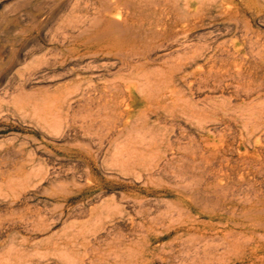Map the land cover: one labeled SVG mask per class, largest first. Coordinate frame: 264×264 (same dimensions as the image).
Listing matches in <instances>:
<instances>
[{"label":"rangeland","instance_id":"rangeland-1","mask_svg":"<svg viewBox=\"0 0 264 264\" xmlns=\"http://www.w3.org/2000/svg\"><path fill=\"white\" fill-rule=\"evenodd\" d=\"M102 1L0 0V264H264V0Z\"/></svg>","mask_w":264,"mask_h":264},{"label":"bare ground","instance_id":"bare-ground-1","mask_svg":"<svg viewBox=\"0 0 264 264\" xmlns=\"http://www.w3.org/2000/svg\"><path fill=\"white\" fill-rule=\"evenodd\" d=\"M104 1H106V0H104ZM119 1H120V0H118V2H119ZM152 1H153V0H152ZM185 1H186V0H185ZM214 1H215V0H214ZM216 1H217V0H216ZM100 2H102V4L104 3L105 6H106L107 3H108V1H106L107 3H105V2H103L102 0H100ZM155 2H156V1H155ZM157 2L159 3V2H161V0H160V1H157ZM166 2H167V1H166ZM211 2H212V0H211ZM127 3H129V2H126L124 5H120V4H119V6H121V7L123 6L122 8H125L124 6H126ZM109 4L111 5V2H110ZM109 4H108V5H109ZM155 4H156V3H155ZM155 4H153V5H155ZM163 4H164V3H163ZM108 5H107V6H108ZM113 5H114V4H113ZM127 5H128V4H127ZM129 5H130V4H129ZM101 6L103 7V5H100V7H101ZM107 6H106V7H107ZM114 6H115V5H114ZM157 6H158V5H157ZM87 7H88V6H87ZM87 7H86V8H87ZM126 7H127V6H126ZM155 7H156V6H155ZM83 8H84V7H83ZM103 8H105V7H103ZM103 8H102V10H103ZM114 8H115V7H114ZM116 8H117V7H116ZM106 9H107V8H106ZM108 9H109V7H108ZM111 9H112V8H111ZM69 10H71V9H69ZM124 10H127V8L124 9ZM124 10H122V9H121V10L116 9V11H124ZM160 10H161V9H160ZM74 11H75V10H74ZM82 11H83V10H82ZM87 11H88V10H87ZM87 11H86V12H87ZM127 11H129V9H128ZM84 12H85V11H84ZM106 12H107V10H106ZM108 12H110V11L108 10ZM162 12H164V11L162 10ZM201 12H202V11H201ZM76 13H77V12H76ZM116 13H117V12H116ZM108 14H110V13H108ZM117 14L119 15V12H118ZM122 14H123V13H122ZM126 14H127V12H126ZM84 15H85V14H84ZM99 15H100V14H99ZM120 15H121V14H120ZM196 15H198V14H196ZM199 15H200V14H199ZM96 16H97V15H96ZM109 16H110V15H109ZM126 16H127V15H126ZM126 16H125V17H126ZM78 17H79V16H78ZM78 17H77V18H78ZM86 17H87V16H85L84 19H86ZM88 17H89V15H88ZM93 17H94V16H93ZM115 17H116V16H115ZM127 17H128V16H127ZM170 17H171V16H170ZM77 18H76V19H77ZM82 18H83V17H82ZM82 18L80 17V19H82ZM94 18H96V17H94ZM96 19H97V18H96ZM113 19H114V18H113ZM116 19H117V18H116ZM124 19H125V18H124ZM176 19H178V18H176ZM98 20H100V18H99ZM102 20H103V19H102ZM125 20H126V19H125ZM125 20H124V22L126 23ZM173 20H174V19H173ZM83 21H85V20H83ZM83 21H82V23H83ZM95 21H97V20H94V22H95ZM112 21H113V22H114V21L119 22V21H117V20H115V19L112 20ZM174 21H175V20H174ZM92 22H93V21H92ZM94 22H93V23H94ZM97 22H98V21H97ZM113 22H112L111 25L108 23V24L110 25V26L108 25V27L110 28V27H112V25L114 24V25H113L114 27L117 26V29H114V30L117 31V32H119V31L121 30L120 33H122V29H123V28L121 27V28H119V29H120V30H119V29H118V26H119V25H116V23H115V22L113 23ZM79 23H81V22H79ZM82 23H81V24H82ZM100 23H101V21L99 22V24H100ZM94 24H95V23H94ZM94 24L91 25V22H90V23H89V26H90V27L92 26V27L94 28L95 25H96V24H95V25H94ZM99 24H98V25H99ZM119 24H120V23H119ZM126 24H127V23H126ZM93 25H94V26H93ZM98 25H97V26H98ZM139 25H140V24H139ZM86 26H87V25H85V27H86ZM97 26H96V27H97ZM120 26H122V24H120ZM120 26H119V27H120ZM77 27H78V26H77ZM115 28H116V27H115ZM126 28H127V26H126ZM126 28H125V29H126ZM82 29H83V28H82ZM90 29H91V28H90ZM105 29H106V28H105ZM131 29H132V28H131ZM164 29H166V27H165ZM88 30H89V29H88ZM114 30H113V31H114ZM123 30H124V29H123ZM62 31H63V30H62ZM71 31H72V30H71ZM106 31H107V30H106ZM108 31H109V30H108ZM110 31L113 32L112 30H110ZM115 31H114V32H115ZM66 32L68 33V31H66ZM66 32H65V33H66ZM79 32H80V31H79ZM81 32H82V31H81ZM83 32H84V31H83ZM85 32H86V28H85ZM131 32H132V31H131ZM155 32H156V31H155ZM102 33H104V32H102ZM128 33H129V32H128ZM128 33H127V34H128ZM146 33H147V32H146ZM146 33H145V34H146ZM60 34H61V33H60ZM78 34L80 35V33H78ZM83 34H84V33H83ZM86 34H88V33H86ZM106 34H108V33L106 32V33L104 34V36H106ZM109 34H111V33H109ZM131 34H132V33H131ZM162 34H163V32H162ZM162 34H160V35H162ZM57 35H58V34H57ZM65 35H67V34H65ZM79 35H78V36H79ZM101 35H102V34H101ZM118 35H119V34H116L115 36L117 37ZM177 35H178V34H177ZM186 35H188V33H187ZM186 35H185V36L183 35V36L186 37ZM61 36H62V35H61ZM94 36H95V35H94ZM104 36L102 35L101 38L104 37ZM107 36H108V35H107ZM128 36H130V35H128ZM133 36L135 37L136 35H133ZM178 36L181 37L182 35H178ZM56 37H58V36H56ZM67 37H68V35H67ZM67 37L65 36V38H67ZM159 37H160V36H159ZM187 37H188V36H187ZM69 38H70V37H69ZM98 38L100 39V36H98ZM141 38H142V37H141ZM171 38H172V37H171ZM174 38H175V36H174ZM57 39H58V38H57ZM88 39H89V38H88ZM88 39H87V40H88ZM91 39H92V37H91ZM94 39H95V38H94ZM96 39H97V38H96ZM124 39H125V38H124ZM135 39H136V37H135ZM137 40H138V39H137ZM170 40H171V39H170ZM173 40H174V42L171 40V41H172V42H171L172 44L178 42L179 38H178L177 40H176V38L173 39ZM175 40H176V42H175ZM138 41H139V40H138ZM148 41H149V40H148ZM150 41H151V40H150ZM179 41H182V39L179 40ZM84 42H85V40H84ZM90 42H91V41H90ZM145 42H146V41H145ZM153 42H154V41H153ZM168 42H170V41H168ZM86 43H87V42H86ZM180 43H181V42H179L178 44H180ZM191 43H194V42H191ZM83 44H84V43H83ZM148 44H149V43H148ZM188 44H189V43H188ZM188 44H187V45H188ZM70 45H71V44H70ZM143 45H144V44H143ZM165 45H166V44H165ZM194 45H195V44H193V45L191 44L190 47H191V46L193 47ZM196 45H197V44H196ZM205 45H206V44H205ZM205 45H203L202 47H200V49H201V48H204ZM104 46H105V45H104ZM133 46H134V44H133ZM159 46L161 47L162 45H159ZM163 46H164V45H163ZM185 46H186V45H185ZM185 46H184V48H185ZM188 46H189V45H188ZM197 46H199V45H197ZM135 47H136V45H135ZM144 47H145V46H144ZM146 47H147V46H146ZM160 47H158V48H160ZM164 47H165V46H164ZM171 47H172V46H171ZM182 47H183V46H182ZM186 47H187V46H186ZM192 47H191V48H192ZM98 48H99V47H98ZM103 48H104V47H103ZM148 48H149V47H148ZM161 48H163V47H161ZM188 48H189V47H188ZM193 48H194V47H193ZM205 48H207V47H205ZM82 49H83V48H82ZM132 49H133V48H132ZM132 49L130 48V50H132ZM134 49H136V48H134ZM143 49H144V48H143ZM156 49H157V47H156ZM179 49H180V47H179ZM179 49L177 48V49H175V51H176V50H179ZM195 49H196V48H195ZM200 49H199V51H201ZM223 49H224V48H223ZM63 50H64V49H63ZM157 50H158V49H157ZM187 50H188V49H187ZM190 50H191V49H190ZM196 50H197V49H196ZM216 50H217V49H216ZM133 51H134V50H133ZM135 51H136V50H135ZM147 51H148V50H147ZM150 51H151V50H150ZM153 51H154V50H153ZM184 51H185V50H184ZM193 51H194V50H193ZM199 51H198V52H199ZM66 52H67V50H66ZM83 52H84V50H83ZM129 52H130V51H129ZM177 52H178V51H177ZM190 52H191V51H190ZM133 53H134V52H133ZM151 53H152V52H150V54H151ZM183 53H184V52H183ZM97 54H98V53H96V54H91V55H95V56H97ZM100 54H101V53H100ZM116 54H118L117 56H119V53H118V52H117ZM142 54H143V53H142ZM142 54H141V55H142ZM196 54H197V53H195V55H196ZM252 54H254V53H252ZM59 55H60V54H59ZM77 55H78V54H77ZM77 55H76V56H77ZM91 55H89V56H91ZM105 55L107 56V53H106ZM110 55H111V54H110ZM110 55H108V56H110ZM162 55H163V54H162ZM191 55L193 56V54H191ZM195 55H194V56H195ZM236 55H237V54H236ZM65 56H66V55H65ZM84 56H85V55H84ZM87 56H88V55H87ZM103 56H104V54H103ZM114 56H116V55H114ZM120 56H121V55H120ZM123 56H124V55H123ZM123 56H121L122 59H123ZM125 56H126L125 58H127V57H131L132 55L129 54V53H126ZM168 56H169V55H168ZM178 56H179V55H177V57H178ZM201 56H202V55H201ZM214 56H215V55H214ZM225 56H226V55H225ZM234 56H235V55H234ZM59 57H60V56H59ZM82 57H83V56H82ZM101 57H102V56H101ZM133 57H134V55H133ZM142 57H143V56H142ZM175 57H176V55H175L173 58H175ZM188 57H189V56H188ZM237 57H238V56H237ZM61 58H62V57H61ZM61 58H60V59H61ZM99 58H100V57H99ZM105 58H106V57H105ZM229 58H230V57H229ZM64 59H65V58H64ZM70 59H72V57H71ZM127 59H128V58H127ZM127 59H126V60H127ZM136 59H137V58H136ZM149 59H150V57H149ZM160 59H161V58H160ZM163 59H164V58H163ZM166 59L168 60V59H170V58H166ZM166 59H165V60H166ZM187 59H188V58H187ZM241 59H242V58H241ZM54 60H55V59H54ZM56 60H57V59H56ZM56 60H55V61H56ZM123 60H124V59H123ZM173 60H174V59H173ZM178 60H179V59H178ZM182 60H183V59H182ZM185 60H186V59H185ZM221 60H223V57H222ZM228 60H229V59H228ZM242 60H243V59H242ZM57 61H58V60H57ZM71 61H72V60H71ZM135 61H136V60H135ZM180 61H181V60H180ZM186 61H187V60H186ZM191 61H192V60H191ZM239 61H240V60H239ZM59 62H60V61H59ZM59 62H58V63H59ZM87 62H88V61H87ZM90 62H91V61H90ZM90 62H89V63H90ZM97 62H98V61H97ZM110 62H111V61H110ZM110 62H106V63L108 64V63H110ZM115 62H116V61H115ZM145 62H146V61H145ZM165 62H166V61H165ZM178 62H179V61H178ZM187 62H188V61H187ZM226 62H227V60H226ZM244 62H245V60H244ZM89 63H88V64H89ZM91 63H92V62H91ZM99 63H101V62H99ZM106 63H105V64H106ZM125 63H126V62H125ZM125 63H124V64H125ZM127 63H128V62H127ZM133 63H135V62H133ZM245 63H246V62H245ZM59 64L61 65V63H59ZM88 64H87L86 66L90 67L91 64H89L90 66H89ZM96 64H97V63H96ZM101 64H102V63H101ZM107 64H106V65H107ZM138 64H139V63H138ZM171 64L173 65V63H171ZM178 64H179V63H178ZM206 64H208V63H206ZM236 64H237V63H236ZM55 65H56V64H55ZM63 65H64V64H63ZM75 65H76V64H75ZM79 65H80V63H79ZM98 65H99V64H98ZM111 65H112V64H111ZM111 65H110V66H111ZM114 65H115V63H114ZM128 65H129V64H128ZM139 65H141V64H139ZM143 65H144V64H143ZM86 66H85V67H86ZM93 66H94V65H92V67H93ZM181 66H182V65H181ZM194 66H195V65H194ZM209 66H211V65H209ZM225 66H226V64H225ZM233 66H234V65H233ZM239 66H240V64H239ZM241 66H242V65H241ZM73 67H74V66H73ZM76 67H78V66H76ZM76 67H75V69H76ZM83 67H84V66H83ZM94 67H95V66H94ZM96 67H97V66H96ZM105 67H106V66H105ZM114 67H115V66H114ZM121 67H122V66H121ZM183 67H184V66H183ZM195 67H196V66H195ZM199 67H200V66H199ZM202 67H203V66H202ZM235 67H236V66H234V68H235ZM86 68H87V67H86ZM103 68H104V66H103ZM103 68H102V69H103ZM106 68H107V67H106ZM156 68H157V67H156ZM169 68H170V67H169ZM173 68H174V66H173ZM236 68H237V67H236ZM88 69H89V68H88ZM94 69H95V68H94ZM117 69H118V68H117ZM120 69H121V68H120ZM137 69H138V68H137ZM170 69H171V68H170ZM73 70H74V69H73ZM78 70H79V68H78ZM80 70H81V69H80ZM80 70H79V71H80ZM91 70H92V69H91ZM96 70H97V68H96ZM128 70H129V68H128ZM199 70H200V69H199ZM209 70H210V68H209ZM224 70H225V68H224ZM238 70H240V69H238ZM82 71H83V70H82ZM84 71H86L85 68H84ZM87 71H88V70H87ZM130 71H131V70H130ZM139 71H140V69H139ZM163 71H164V70H163ZM225 71H226V70H225ZM175 72H176V70H175ZM178 72H179V71H178ZM202 72H203V71H202ZM200 73H201V71H200ZM224 73H225V72H224ZM226 73H227V72H226ZM240 73H241V72H240ZM123 74H124V73H123ZM127 74H128V73H127ZM127 74H126V76H127ZM204 74H205V73H204ZM210 74H211V73H210ZM228 74H229V73H228ZM76 75H77V74H76ZM95 75H96V74H95ZM97 75H98V76H101L100 73L97 74ZM107 75H108V74H107ZM111 75H112V74H111ZM120 75H121V73H120ZM128 75H129V74H128ZM130 75H131V74H130ZM130 75H129V76H130ZM184 75H185V74H184ZM190 75H191V74H190ZM237 75H238V71H237ZM241 75H242V73H241ZM124 76H125V75H124ZM126 76H125V77H126ZM249 76H250V75H249ZM76 77H77V76H76ZM95 77H96V76H95ZM136 77H137V76H136ZM163 77H164V76H163ZM169 77H170V76H169ZM214 77H215V76H214ZM231 77H232V75H231ZM93 78H94V77H93ZM97 78H98V77H97ZM101 78H102V77H101ZM126 78H127V77H126ZM190 78H191V77H190ZM195 78H196V75H195ZM199 78H201V77H199ZM210 78H211V76H210ZM248 78H250V77H248ZM81 79H82V78H81ZM114 79H115V78H114ZM140 79H141V78H140ZM193 79H194V78H193ZM213 79H215V78H213ZM226 79H227V78H226ZM226 79H225V80H226ZM232 79H233V78H232ZM241 79H242V78H241ZM243 79H245V78H243ZM109 80H110V79H109ZM111 80H112V79H111ZM119 80H121V79H119ZM123 80H125V79H123ZM181 80H183V79H181ZM209 80H210V79H209ZM223 80H224V79H223ZM223 80H222V81H223ZM248 80H249V79H248ZM106 81H107V80H106ZM128 81L130 82V80H128ZM132 81H133V80H131V82H132ZM177 81H178V80H177ZM177 81H176V82H177ZM187 81H188V80H187ZM205 81H206V80H205ZM207 81H208V80H207ZM229 81H230V80H229ZM233 81H234V80H233ZM236 81H237V79H236ZM238 81H241V80H238ZM250 81H251V80H250ZM78 82H79V81H78ZM99 82H100V81H99ZM102 82H103V81H102ZM111 82H112V81H111ZM111 82H109V83H111ZM131 82H130V83H131ZM143 82H144V81H143ZM178 82H179V81H178ZM195 82H196V81L194 80V82H192V83L194 84ZM203 82H204V81H203ZM261 82H262V81H261ZM93 83H94V82H93ZM93 83H92V84H93ZM107 83H108V82H107ZM112 83H114V82H112ZM112 83H111V84H112ZM189 83H190V82H189ZM196 83L198 84V82H196ZM215 83H216V82H215ZM219 83H221V82L219 81L218 84H219ZM67 84H68V83H67ZM88 84H89V83H88ZM88 84H87V85H88ZM105 84H106V83H105ZM117 84H118V83H117ZM131 84H132V83H131ZM136 84L139 85V87H140V85H141V84H138V83H136ZM142 84H143L144 86H146V85H151V84H146L145 82L142 83ZM187 84H188V83H186V85H187ZM197 84H195V85H197ZM199 84H200V83H199ZM247 84L249 85V81H248ZM259 84H260V83H259ZM90 85H91V83H90ZM90 85H89V86H90ZM95 85H96V84H95ZM128 85H129V84H128ZM134 85H135V84H134ZM143 85H142V86H143ZM180 85H182V84H180ZM195 85H194V87H195ZM213 85H214V83H213ZM73 86H79V85L77 84V85H73ZM73 86H72V87H73ZM89 86H88V88H85V89L87 90V89L90 88V90H92V89H91L92 87H89ZM92 86H93V85H92ZM144 86L141 87L140 89L137 88V90H135V91L138 92V91L140 90V92H141V89L144 88ZM191 86H193V85H191ZM84 87H86V85H85ZM93 87H94V86H93ZM104 87H105V86H104ZM113 87H114V84H113L112 87H105V88H109V89L111 90ZM148 87H149V86H147L146 88L149 89ZM156 87H157V86H156ZM66 88H67V87H66ZM125 88H126V87H125ZM195 88H196V87H195ZM259 88H260V87H259ZM58 89H59V87H58ZM67 89H68V88H67ZM75 89H76V90H75ZM75 89H74V90L77 91L78 88H75ZM85 89H84V90H85ZM109 89H108V90H109ZM114 89H115V88H113V90H114ZM127 89H128V88H127ZM127 89H126V90H127ZM138 89H139V90H138ZM177 89H180V88H177ZM188 89H190V88H188ZM239 89L241 90V87H240ZM239 89H238V90H239ZM244 89H245V87H244ZM246 89H247V88H246ZM246 89H245V91H244V90H243V91H244V92L249 91V89H247V90H246ZM253 89H254V88H253ZM255 89H257V88H255ZM84 90H83V91H84ZM110 90H109V91H110ZM115 90H117V89H115ZM122 90H123V88H122ZM126 90H125V91H126ZM190 90H191V89H190ZM193 90H194V89H193ZM236 90H237V89H236ZM240 90H239V91H240ZM75 91H74V92H75ZM104 91H105V90H104ZM106 91H107V90H106ZM109 91H108V92H109ZM111 91H112V90H111ZM155 91H156V90H155ZM159 91H160V90H159ZM168 91H169V94H171V92H170L171 90H168ZM243 91H242V92H243ZM250 91H251V90H250ZM250 91H249V93H250ZM255 91H256V90H255ZM259 91H260V90H259ZM56 92H57V91H56ZM56 92H55V93H56ZM67 92H68V90H67ZM69 92H70V91H69ZM78 92H79V91H78ZM78 92H77V93H78ZM81 92H82V91H81ZM92 92H93V91H92ZM92 92H91V96H92ZM127 92H128V91H127ZM137 92H136V93H137ZM151 92H152V91H151ZM180 92H181V91H180ZM190 92L192 93V91H190ZM190 92H189V93H190ZM193 92H195V91H193ZM55 93H54V92L52 93V94H53V97L55 96V95H54ZM86 93H87V91H86ZM86 93L84 94V97H86V96H85ZM89 93H90V92H89ZM109 93H110V92H109ZM109 93H108V94H109ZM152 93H153V92H152ZM251 93H252V92H251ZM260 93H261V92H260ZM50 94H51V93H50ZM60 94H61V92H60ZM78 94H79V93H78ZM100 94H103V93H100ZM128 94H129V93H128ZM172 94H174V92H173ZM176 94H177V92H176ZM176 94H174V95L176 96ZM193 94H194V93H193ZM193 94H192V96H193ZM247 94H248V93H247ZM69 95H70V94H69ZM76 95H77V94H76ZM80 95H81V94H80ZM82 95H83V92H82ZM93 95L95 96V94H93ZM96 95H98V94H96ZM105 95H106V94H105ZM148 95H149V93H148ZM174 95H173V96H174ZM178 95H180V93H179ZM67 96H68V95H67ZM138 96H139V95H138ZM254 96H255V94H254ZM56 97H57V96L54 97V98H55L54 100H56ZM65 97H66V95H65ZM80 97H82L83 100H84V97H83V96H79V97H77V98H80ZM107 97H108V96H107ZM127 97H128V96H127ZM147 97H148V96H147ZM151 97H152V96H151ZM163 97H164V96H163ZM207 97H208V96H207ZM248 97H249V95H248ZM67 98H68V97H67ZM73 98H74V97H73ZM90 98H91V97H89L88 101L86 102L87 104H88ZM178 98H179V96H178ZM192 98H193V97H192ZM98 99H99V102H100V100H101L100 97H98ZM122 99H123V98H122ZM150 99H151V98H150ZM174 99H175L176 102H173V101H172L173 103H178V102H179V101H177V100H178V99H177V96H176V98H174ZM176 99H177V100H176ZM58 100L60 101V99H58ZM58 100H57V101H58ZM63 100L65 101V99H63ZM81 100H82V99H81ZM81 100H79V101L81 102ZM123 100H124V99H123ZM146 100H148V99H146ZM75 101H76V100H75ZM106 101H107V100H106ZM120 101L122 102V100H120ZM180 101H181V100H180ZM73 102H74V101H73ZM80 102H79V103H80ZM90 102H91V101H90ZM114 102H115V100H114ZM186 102H187V101H186ZM250 102H251V101H250ZM71 103H72V101H69L68 104H71ZM97 103H98V102H97ZM167 103H168V102H167ZM179 103H180V102H179ZM74 104H75V103H74ZM93 104H94V103H93ZM103 104H104V103H103ZM255 104H256V103H254V105H255ZM76 105H78V104H76ZM81 105H84V102H82ZM81 105H80V106H81ZM89 105H90V104H89ZM254 105L251 104L250 106H253V108H255L256 105H255V106H254ZM104 106H105V105H104ZM118 106H119V104H118ZM162 106H164V105H162ZM207 106H208V105H207ZM227 106H228V105H227ZM230 106H231V105H230ZM230 106H229V107H230ZM248 106H249V105H247V108H246V106H245V108L247 109V110L245 109V111H247V112L250 110V109H248ZM257 106L259 107L260 105L257 104ZM71 107H72V106H71ZM97 107H98V106H97ZM109 107H110V105H109ZM115 107H116V106H115ZM126 107H127V106H126ZM151 107H152V106H151ZM153 107H154V106H153ZM168 107H169V106H168ZM168 107H167V108H168ZM196 107H197V106H195V108H196ZM213 107H214V104H213ZM229 107H228V108H229ZM232 107H233V106H232ZM263 107H264V105H263ZM66 108H67V107H66ZM68 108H69V111L71 112L72 110H71L70 106H68ZM82 108H83V107H82ZM82 108H81V109L77 108V109H78V111H79V110H82ZM149 108H150V107H149ZM154 108H155V107H154ZM175 108H176V107H175ZM182 108H183V107H182ZM190 108H192V106H191ZM195 108H193V109H195ZM210 108H212L211 105H210ZM233 108H235V107H233ZM253 108H251V109H253ZM256 108H257V107H256ZM84 109H85V108H83V110H84ZM102 109H103V107H102ZM171 109H172V108H171ZM173 109H174V108H173ZM178 109H179V108H178ZM223 109H224V108H223ZM226 109H227V108H226ZM243 109H244V108L242 107V110H243ZM56 110H57V108H56ZM99 110H100V113H98ZM99 110H98L95 114H99V115H100V114H101V109H99ZM197 110H198V109H197ZM202 110H204V109H202ZM219 110H220V109H219ZM227 110H228V112H229V109H227ZM233 110H234V112H233ZM233 110H232L233 114H234V113L237 114V112H235V109H233ZM237 110H238V109H237ZM242 110H241V111H242ZM94 111H96V110H94ZM169 111H170V110H169ZM252 111H253V110H250V112H252ZM171 112H172V110H171ZM226 112H227V111H226ZM253 112H254V111H253ZM253 112H252V113H253ZM262 112H263V111H262ZM80 113H81V112H80ZM117 113H118V112H117ZM230 113H231V112H230ZM230 113H229V114H230ZM240 113H242V112H240ZM243 113H245V112H243ZM252 113H251V114H252ZM254 113H255V112H254ZM254 113H253V114H254ZM68 114H69V112H68ZM81 114H82V113H81ZM113 114H114V112H113ZM113 114H112V115H113ZM142 114H143V113H141V115H142ZM195 114H198V113H194L193 115H195ZM229 114H228V115H229ZM75 115H76V114H75ZM77 115H78V113H77ZM77 115H76V116H77ZM189 115H190V114H189ZM231 115H232V114H231ZM260 115H261V114H260ZM92 116H93V114L91 115V117H92ZM109 116H110V115H109ZM144 116H145V111H144ZM229 116H230V115H229ZM244 116H245V115H244ZM69 117H72V116L69 115ZM107 117H108V116H107ZM145 117H146V116H145ZM153 117H154V116H153ZM185 117H186V116H184V118H185ZM227 117H228V116H227ZM239 117H240V118H243V117H241V115H240ZM246 117H247V116H246ZM246 117H244V118H246ZM263 117H264V116H263ZM51 118H53V117H51ZM101 118H102V117H101ZM103 118H104V117H103ZM109 118H110V117H109ZM135 118H136V117H135ZM139 118H141V117H139ZM247 118H248V117H247ZM65 119H66V118H65ZM69 119H70V118H69ZM133 119H134V118H133ZM133 119H132V120H133ZM190 119L193 120V121H196V119H192V117H190ZM263 119H264V118H263ZM60 120H61V119H60ZM71 120H72V119H71ZM110 120H112V118H110ZM120 120H122V119H120ZM120 120H118L119 122L117 121V124L119 123V125H121V123H120L121 121H120ZM137 120H138V118H137ZM137 120H136V123H137V122L139 123L140 120H139V121H137ZM167 120H168V119H167ZM231 120H232V119H231ZM240 120H241V119H240ZM243 120H244V119H243ZM250 120H251V119H249V121H250ZM53 121H55V120H53ZM53 121H52V122H53ZM88 121H89V120H88ZM106 121L109 123V120L106 119ZM112 121H113V120H112ZM141 121H144V120H141ZM241 121H242V120H241ZM245 121L247 122L248 120L245 119ZM251 121H252V120H251ZM254 121H255V120H254ZM52 122H51V123H52ZM62 122H63V120H62ZM66 122H67V124H70L71 121L69 122L68 119H67ZM73 122H75V120H74ZM73 122H72V123H73ZM76 122H77V121H76ZM76 122H75V124H76ZM79 122H80V121H79ZM83 122H84V120H83ZM98 122H99V121L95 122V124L98 123ZM128 122H129V121H128ZM157 122H158V121H157ZM167 122H168V121H167ZM208 122H210V121H208ZM53 123H55V125H56V122H53ZM89 123H91V122L89 121ZM138 123H137V124H138ZM205 123H206V122H205ZM230 123H231V122H230ZM234 123H236V122H234ZM248 123H249V122H247V125H248V127H249V124H248ZM67 124H66V126H67ZM73 124H74V123H73ZM101 124H102V123H101ZM105 124H106V122H105ZM128 124H129V123H128ZM169 124H170V122H169ZM245 124H246V123H245ZM76 125H77V124H76ZM90 125H91V124H90ZM93 125H94V124H93ZM109 125H111V124H109ZM112 125H113V124H112ZM131 125H133V124L130 123L129 126L131 127ZM134 125H135L134 127H136L135 121H134ZM259 125H260V124H259ZM56 126H57V125H56ZM61 126H62V125H61ZM63 126H64V125H63ZM102 126H103V125H102ZM115 126H116V122H115ZM115 126H114V127H115ZM141 126H142V124H141ZM165 126H166V125H165ZM200 126H201V125H200ZM229 126H230V125H229ZM244 126H245V125H244ZM67 127H68V126H67ZM67 127H66V128H67ZM82 127H83V125H82ZM84 127H85V126H84ZM111 127H112V126H110V128H111ZM114 127H113V130H114ZM120 127H121V126H120ZM130 127H129V128H130ZM134 127H132V128H133V129H136V128H137V127H136V128H134ZM163 127H164V126H163ZM166 127H167V126H166ZM168 127H169V126H168ZM168 127L165 128V129L168 130ZM226 127H227V125H226ZM261 127H262V125H261ZM100 128H101V127H100ZM100 128H98V129H100ZM102 128H105V127H102ZM110 128H108V129H110ZM123 128L125 129V127H123ZM143 128H144V127H143ZM255 128H256V127H255ZM67 129H68V128H67ZM69 129H70V128H69ZM93 129H94V127H92V130H93ZM105 129H106V128H105ZM105 129L103 130L104 132H101L103 136H104L105 131L108 132V129H107V130H105ZM133 129L131 130L132 132L134 131ZM137 129H138V128H137ZM137 129H136V130H137ZM229 129H230V127H229ZM248 129H249V128L245 129L246 132H247ZM72 130H73V129H72ZM181 130H182V129H181ZM253 130H254V129H253ZM256 130H257V132H258V129H257V128H256ZM256 130H255V131H256ZM88 131H89V128H88ZM94 131H95V130H94ZM115 131H116V130H115ZM117 131H118V130H117ZM119 131L121 132V130H119ZM126 131H127V128H126ZM168 131H169V130H168ZM179 131H180V130H179ZM228 131L230 132V130H228ZM97 132H98V131H97ZM97 132H96L95 134H97ZM110 132H111V131H110ZM124 132H125V131H124ZM127 132H128V131H127ZM127 132H126V133H127ZM176 132H177V131H176ZM101 133H100V134H101ZM111 133H112V132H111ZM113 133H114V132H113ZM129 133H130V132H129ZM138 133H139V131H138ZM152 133H153V132H152ZM231 133H232V132H231ZM253 133H254V132H253ZM91 134H93V133H91ZM100 134H99V136H100ZM117 134H118V133H117ZM122 134H123V133H122ZM139 134H140V133H139ZM155 134H156V136H157V133H156V132H155ZM172 134H173V137H174V133H172ZM175 134H176V133H175ZM178 134H179V133H178ZM183 134H184V133H183ZM183 134H182V136H183ZM221 134H222V133H221ZM97 135H98V134H97ZM97 135H95V136H97ZM105 135H106V134H105ZM112 135H114V134H112ZM115 135H116V134H115ZM118 135H119V134H118ZM120 135H121V134H120ZM162 135H163V134H162ZM223 135H224V133H223ZM106 136H107V135H106ZM106 136H105V137H106ZM110 136H111V134H110ZM116 136H117V135H116ZM175 136H176V135H175ZM219 136H220V135H219ZM90 137H91V136H90ZM112 137H113V136H112ZM152 137H153V136H152ZM163 137H165V136H163ZM176 137H177V136H176ZM180 137H181V134H180ZM241 137H242V136H241ZM257 137H259V136H257ZM94 138H95V137H94ZM99 138H101V137H99ZM107 138H108V137H107ZM109 138H110V137H109ZM113 138H114V137H113ZM115 138H116V137H115ZM182 138L184 139V137H182ZM260 138H261V137H260ZM97 139H98V138H97ZM103 139H104V138H103ZM111 139H112V138H111ZM135 139H136V138H135ZM143 139H144V138H143ZM201 139H202V138H201ZM234 139H235V138H234ZM256 139H258V138H256ZM256 139H255V140H256ZM95 140H96V138H95ZM98 140H99V139H98ZM101 140H102V139H100V141H101ZM115 140H116V139H114L113 141L115 142ZM139 140H140V139H139ZM92 141H94V139H93ZM105 141L108 142V139L105 140ZM129 141H130V140H129ZM129 141H128V142H129ZM169 141H170V140H169ZM178 141H179V140H178ZM191 141H192V140H191ZM260 141H261V139H260ZM82 142L84 143V141H82ZM118 142H119V141H117V144H119ZM125 142H126V141H125ZM101 143H102V141L99 142L98 144H101ZM103 143H104V141H103ZM134 143H135V142H134ZM151 143H152V142H151ZM169 143H170V142H169ZM208 143H209V142H208ZM253 143H254V142H253ZM87 144H88V143H87ZM92 144H93V143H92ZM104 144L106 145V143H104ZM104 144H103V146H104ZM107 144H108V143H107ZM115 144H116V142H115ZM115 144H111V145H114V146H115ZM120 144H121V143H120ZM128 144H129V143H128ZM154 144H155V143H154ZM193 144H194V143H193ZM204 144L207 145L206 143H204ZM237 144H239V143H237ZM84 145H86V143H85ZM95 145H97L96 142H95ZM87 146H88V148H90L89 145H87ZM87 146H84V147L87 148ZM98 146H99V145H98ZM98 146H97V147H98ZM100 146H101V145H100ZM123 146H124V145H123ZM197 146H198V145H197ZM208 146H211V143H210ZM81 147H82V145H81ZM84 147H83V149H84ZM101 147H102V146H101ZM104 147H105V146H104ZM117 147H118V146H117ZM119 147H121V145H120ZM119 147H118L117 151L119 150V152H121ZM125 147L127 148V147H130V146H125ZM205 147H206V146H205ZM235 147H236V146H235ZM249 147H250V145H249ZM102 148H103V147H102ZM106 148H108V147L106 146ZM173 148H175V147H173ZM186 148H187V147H186ZM200 148H201V147H200ZM64 149H65V148H64ZM70 149H71V148H70ZM112 149H113V147H112ZM115 149H116V146H115ZM122 149L124 150L125 148L123 147ZM122 149H121V150H122ZM127 149H128V148H127ZM147 149H148V148H147ZM188 149H189V147H188ZM234 149H235V148H234ZM67 150H68V149H67ZM100 150H101V148H100ZM104 150H105V149H104ZM171 150H172V149H171ZM190 150H191V149H190ZM193 150H194V149H193ZM203 150H204V149H203ZM205 150H206V149H205ZM115 151H116V150H115ZM117 151H116V152H117ZM125 151H126V150H125ZM178 151H179V150H178ZM185 151H186V149H185ZM188 151H189V150H188ZM198 151H199V150H198ZM106 152H107V151H106ZM116 152H115V153H116ZM119 152H118V153H119ZM122 152H123V151H122ZM136 152H137V151H136ZM201 152H202V151H201ZM244 152H245V151H244ZM123 153H124V152H123ZM205 153H206V152H205ZM100 154H101V153H100ZM185 154H186V153H185ZM203 154H204V153H203ZM203 154H201V155L203 156ZM183 155H184V154H183ZM201 155H200V156H201ZM238 155H239V154H238ZM243 155H244V154H243ZM5 156H6V154H5ZM7 156H8V155H7ZM192 156L195 157L193 154H192ZM0 157H1V156H0ZM109 157H110V156H109ZM8 158H9V157H8ZM14 158H15V157H14ZM111 158H112V157H111ZM111 158H110V159H111ZM202 158H203V157H201V159H202ZM113 159H114V158H113ZM125 159H126V158H125ZM170 159H172V158H170ZM204 159H205V158H204ZM101 160H102V159H101ZM182 160H183V159H182ZM186 160H187V159H186ZM186 160H184V161L186 162ZM189 160H190V158H189ZM220 160H222V159H220ZM226 160H227V159H226ZM106 161H107V160H106ZM127 161H128V160H127ZM104 162H105V161H104ZM115 162H116V161H115ZM122 162H123V161H122ZM185 162H184V163H185ZM189 162H192V160L189 161ZM199 162L201 163V161H199ZM202 162H203V161H202ZM88 163H89V162H88ZM106 163H107V162H106ZM196 163H197V162H196ZM214 163H215V162H214ZM263 163H264V161H263ZM263 163H262V164H263ZM3 164H4V163H3ZM111 164H112V163H111ZM115 164H116V163H115ZM188 164H190V163H188ZM203 164H204V163H202L201 165H203ZM206 164H207V163H206ZM208 164H209V161H208ZM164 165H165V164H164ZM193 165H194V162H193ZM197 165H198V164H197ZM199 165H200V164H199ZM199 165H198V166H199ZM260 165H261V164H260ZM158 166H159V165H158ZM198 166H196V167L198 168ZM214 166H215V165H213V168H214ZM90 167H91V166H90ZM200 167H201V166H200ZM118 168H119V167H118ZM126 168H127V167H126ZM203 168H205V167L203 166ZM221 168H222V167H221ZM123 169H124V168H123ZM183 169H184V168H183ZM41 170H42V169H41ZM187 170H188V169H187ZM216 170H217V169H216ZM33 171H34V170H33ZM199 171L202 172L201 170H199ZM222 171H223V170H222ZM128 172H129V171H128ZM157 172H158V171H157ZM159 172H160V171H159ZM161 172H162V171H161ZM197 172H198V171H197ZM200 172H199V173H200ZM212 172H213V171H212ZM220 172H221V171H220ZM203 173H204V172H203ZM203 173H202V174H203ZM261 173H262V172H261ZM263 173H264V171H263ZM183 174H184V173H183ZM192 174H193V173H192ZM200 174H201V173H200ZM207 174H208V173H207ZM207 174H206V175H207ZM221 174H222V172H221ZM156 175H157V174H156ZM212 175H213V174H212ZM260 175H261V174H260ZM34 176H35V175H34ZM201 176H202V175H201ZM201 176H200V177H201ZM207 176H208V175H207ZM207 176H206V177H207ZM79 177H80V176H79ZM196 177H197V176H196ZM200 177H198V178L201 179ZM209 177H211V176L209 175ZM209 177H208V178H209ZM217 177H218V176H217ZM186 178H187V177H186ZM198 178H197V179H198ZM86 179H87V178H85V180H86ZM188 179H189V178H188ZM188 179H187V180H188ZM199 179H198V180H199ZM209 179H210V178H209ZM213 179H214V178H213ZM215 179H217L216 176H215ZM187 180H186V181H187ZM211 180H212V178H211ZM211 180H210V181H211ZM239 180H240V178H239ZM195 181H196V180H195ZM242 181H243V180H242ZM199 182H200V181H197V185H196V186H198V183H199ZM203 182H204V181H203ZM195 183H196V182H195ZM224 183H225V181H224ZM230 183H231V182H230ZM151 184H152V183H151ZM159 184H162V183H159ZM204 184H205V183H204ZM225 184H226V183H225ZM225 184L222 186V188L224 187V189H222L223 191H225V189H227V188L225 187V186H227V185H225ZM184 185H186V184H184ZM33 186H34V185H33ZM158 186H159V185H158ZM158 186H157V187H158ZM175 186H176V185H175ZM179 186H180V185H179ZM182 186H183V185H182ZM187 186H188V185H187ZM187 186H185V187H187ZM235 186H236V185L234 184V187H235ZM241 186H242V185H241ZM34 187H35V186H34ZM209 187H210V186H209ZM227 187H228V186H227ZM234 187H233V188H234ZM250 187L252 188V186H250ZM176 188H177V187H176ZM204 188H206V187H204ZM233 188H232V190H231V191H232V194H233L232 197L234 196V193H233V190H234V189H233ZM240 188H242V187H240ZM181 189H182V188H181ZM228 189H230V186L228 187ZM235 189H236V188H235ZM242 189H243V188H242ZM184 190H185V189H184ZM220 190H221V188H220V189L218 188V191H217V192H219ZM222 190H221V191H222ZM243 190H245V189H243ZM251 190H253V189H251ZM197 191H198V190H197ZM200 191H202V190H200ZM200 191L197 192V193H195V194H196V195L200 194V193H201ZM227 191H228V190H226V192H227ZM237 191H238V190H237ZM239 191H240V190H239ZM248 191H249V190H248ZM186 192H187V191H186ZM226 192H225V193L223 192L224 195L221 194L222 192H219V193L221 194V196H224L223 198H225V197H226ZM229 192H230V191H229ZM250 192H251V191H250ZM253 192H254V190H253ZM255 192H256V191H255ZM255 192L252 194L253 196H256ZM206 193H207V192L205 191V194H206ZM212 193H214V192L212 191L211 194H212ZM215 193H216V189H215ZM237 193H239V192H237ZM195 194H194V195H195ZM202 194H204V191H203ZM205 194H204V195H205ZM207 194H208V196H209V193H207ZM207 194H206V195H207ZM217 194H218V193H217ZM217 194H216V195H217ZM228 194H230V193H228ZM254 194H255V195H254ZM194 195H193V196H194ZM196 195L194 196V198L196 197V198H198V200H199V197H200V196H196ZM200 195H201V194H200ZM206 195H205V196H206ZM218 195H219V194H218ZM257 195H258V194H257ZM260 195H261V194H260ZM193 196H192V197H193ZM201 196H203V195H201ZM208 196L205 197V198L207 199ZM210 196H211V195H210ZM210 196H209V197H210ZM229 196H231V195H229ZM229 196H227V197L229 198ZM248 196H249V195H248ZM253 196H251V197H253ZM216 197H217V196H216ZM232 197H231V199H232ZM244 197H245V196H244ZM249 197H250V196H249ZM200 198H201V197H200ZM210 198H211V197H210ZM212 198H213V197H212ZM217 198H218V197H217ZM217 198H216V199L214 198V199L216 200V202H217V200H219V199H217ZM219 198H220V197H219ZM221 198H222V197H221ZM238 198H239V197H238ZM206 199H205V200H206ZM225 199H226V198H225ZM225 199H224V200H225ZM231 199H228V200H231ZM182 200H183V199H182ZM182 200H181V201H182ZM193 200L196 201L195 199H193ZM198 200H197V202H199ZM200 200H201V199H200ZM208 200H212V199H208ZM257 200H258V199L256 198V201H257ZM186 201H187V200H186ZM202 201H204V199H202ZM202 201H201V202H202ZM206 201H207V200H206ZM206 201H205V205H206V203L208 202V201H207V202H206ZM219 201H220V200H219ZM245 201H246V200H245ZM250 201L252 202V199H251ZM143 202H144V201H143ZM147 202H148V201H147ZM190 202H191V203H194L192 200H190ZM209 202H210V201H209ZM224 202H225V201H224ZM239 202H241V201H239ZM243 202H244V201H243ZM243 202H242V203H243ZM156 203H157V202H156ZM217 203H218V202H217ZM258 203H259V202H258ZM11 204H14V203H11ZM194 204H196V202H195ZM208 204H210V203H208ZM208 204H207V206H208ZM212 204H213V203H212ZM244 204H246V203H244ZM253 204H254V203H253ZM253 204H252V205H253ZM259 204H260V203H259ZM259 204H258V205H259ZM261 204H262V203H261ZM141 205H143V204H141ZM177 205H178V204H177ZM190 205H192V204H190ZM190 205H189V206H190ZM198 205H199V204H198ZM198 205H196V208H197ZM210 205H211V204H210ZM213 205H214V204H213ZM215 205L217 206V204H215ZM109 206H110V205H109ZM166 206H167V205H166ZM175 206H176V205H175ZM201 206H202V205H201ZM207 206H206V207H207ZM211 206H212V205H211ZM111 207H112V206H111ZM111 207H110V209H111ZM170 207H171V206H170ZM170 207H169V208H170ZM107 208H108V207H107ZM192 208H193V207H192ZM207 208H208V207H207ZM211 208H213V207H211ZM228 208H229V207H228ZM236 208H237V207H236ZM176 209H177V208H176ZM194 209H195V207H194ZM202 209H204V208H202ZM146 210H147V209H146ZM195 210H196V209H195ZM205 210H207V209H205ZM209 210H210V209H209ZM219 210H220V209H219ZM111 211L113 212V210H111ZM181 211H182V209H181ZM184 211H185V210H184ZM211 211H212V210H211ZM220 211H221V210H220ZM259 211H260V213H264V212H261V211H264L263 208H262V210H259ZM259 211H258V212H259ZM222 212H224V211H222ZM225 212H226V210H225ZM227 212H228V211H227ZM195 213H196V211H195ZM200 213H201V212H200ZM200 213H199V214H200ZM247 213H248V212H247ZM247 213H246V214H247ZM101 214H102V212H101ZM123 214H124V213H123ZM226 214H227V213H226ZM231 214H232V213H231ZM233 214H234V213H233ZM233 214H232V215H233ZM243 214H244V213H243ZM248 214H251V213H248ZM257 214H258V213H257ZM257 214H256V215H257ZM200 215H201V214H200ZM234 215H235V214H234ZM209 216H210V215H209ZM239 216H242V215H239ZM239 216H238V217H239ZM209 219H210V218H209ZM240 219H241V218H240ZM243 219H244V218H243ZM250 219H252V218L249 217V220H250ZM3 220H4V219H3ZM194 220H195V218H194ZM217 220H218V219H217ZM232 220H233V219H232ZM241 220H242V219H241ZM157 221H158V220H157ZM233 221H234V220H233ZM14 222H15V221H14ZM172 222H173V221H172ZM196 222H197V221H196ZM257 222H258V221H257ZM158 223H159V222H158ZM227 223H228V222H227ZM251 223H252V222H251ZM254 223H255V222H254ZM0 224H1V223H0ZM229 224H230V222H229ZM248 224H250V223H248ZM256 224H257V223H255V225H256ZM259 224H260V223H259ZM259 224H257V227H258ZM263 224H264V223H263ZM263 224H260V226L263 225ZM14 225H15V224H14ZM100 225H101V224H100ZM218 225H219V224H218ZM4 226H5V225H4ZM224 226H225V225H224ZM237 226H238V225H237ZM239 226H240V225H239ZM253 226H254V225H253ZM90 228H91V227H90ZM235 228H236V227H235ZM239 231H240V230H239ZM192 232H193V231H192ZM204 232H205V231H204ZM200 234H201V233H200ZM224 234H225V233H224ZM251 234H252V233H251ZM257 234H258V233H257ZM261 234H264V233H261ZM261 234H260V235H261ZM228 235H229V234L227 233V236H225V237L227 238ZM258 235H259V234H258ZM12 236H13V235H12ZM233 236H234V238H235V235L232 234L231 237H233ZM238 236H239V235H238ZM242 236H243V235H242ZM256 236H257V235H256ZM9 237H10V236H9ZM193 237H194V236H193ZM196 237H198V236H195L194 238L196 239ZM231 237H229V238L231 239ZM260 237H261V236H260ZM187 238H188V237H187ZM190 238H192V237H190ZM200 238H201V237H200ZM206 238H207V237H206ZM214 238H215V237H214ZM234 238H233V239H234ZM236 238H237V237H236ZM239 238L242 239L240 236H239ZM251 238H252V236H251ZM261 238H263V237H261ZM192 239H193V238H192ZM202 239H203V237H202ZM248 239L250 240V238H248ZM263 239H264V238H263ZM9 240H10V239H9ZM204 240H205V239H204ZM210 240L213 241L212 237L210 238ZM219 240H220V239H219ZM222 240H223V239H222ZM10 241H11V240H10ZM180 241H181V240H180ZM205 241H206V240H205ZM208 241H209V239H208ZM208 241H207V242H208ZM234 241H235V240H234ZM237 241H239V240L237 239ZM245 241H246V240H245ZM245 241H244V242H245ZM247 241H248V240H247ZM12 242H14V241H12ZM182 242H183V241H182ZM182 242H181V243H182ZM197 242H198V241H197ZM203 242H204V241H203ZM239 242H241V241H239ZM239 242H238V243H239ZM184 243H185V242H184ZM190 243H192V242H190ZM252 243H253V242H252ZM12 244H13V243H12ZM197 244H198V243H197ZM236 244H237V243H236ZM250 244H251V243H250ZM222 245H223V244H222ZM231 245L234 246V244H232V243H231ZM248 245H249V244H248ZM8 246H10V245H8ZM196 246H197V245H196ZM233 246H232V247H233ZM10 247H11V246H10ZM13 247H14V246H13ZM13 247H11V248H13ZM189 247H190V246H189ZM11 248H10V251H11ZM190 248H191V247H190ZM192 248H193V247H192ZM210 248H211V247H210ZM230 248H231V247H230ZM239 248H240V247H239ZM0 249H1V248H0ZM7 249H8V247H7ZM14 250H15V249H14ZM199 250H200V249H199ZM34 251H35V250H34ZM36 251H38V250H36ZM19 252H20V251H19ZM199 252H200V251H199ZM2 253H3V252H2ZM12 253H13V252H12ZM85 253H86V252H85ZM9 254H10V253H9ZM10 255H11V254H10ZM36 255H37V254H36ZM196 255H197V253H196ZM4 256H5V255H4ZM4 256H3V257H4ZM20 256H21V255H20ZM29 256H30V254H29ZM34 256H35V255H34ZM192 256H193V255H192ZM203 256H204V255H203ZM15 257H16V256H15ZM8 258H11V257L8 256ZM16 258H17V257H16ZM33 258H34V257H33ZM37 258H38V256H37ZM27 259H28V256H27ZM9 260H10V259H9ZM19 260H20V259H19ZM19 262H20V261H19ZM25 264H27V263L25 262Z\"/></svg>","mask_w":264,"mask_h":264},{"label":"crops","instance_id":"crops-1","mask_svg":"<svg viewBox=\"0 0 264 264\" xmlns=\"http://www.w3.org/2000/svg\"><path fill=\"white\" fill-rule=\"evenodd\" d=\"M10 107L4 101L0 100V115L5 111L8 110ZM10 110V109H9Z\"/></svg>","mask_w":264,"mask_h":264}]
</instances>
